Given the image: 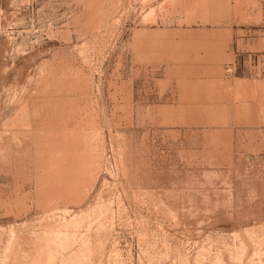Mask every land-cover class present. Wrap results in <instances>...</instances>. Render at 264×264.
<instances>
[{"label":"rangeland","instance_id":"rangeland-1","mask_svg":"<svg viewBox=\"0 0 264 264\" xmlns=\"http://www.w3.org/2000/svg\"><path fill=\"white\" fill-rule=\"evenodd\" d=\"M0 264H264V0H0Z\"/></svg>","mask_w":264,"mask_h":264},{"label":"bare ground","instance_id":"bare-ground-1","mask_svg":"<svg viewBox=\"0 0 264 264\" xmlns=\"http://www.w3.org/2000/svg\"><path fill=\"white\" fill-rule=\"evenodd\" d=\"M62 224H63V223H62ZM57 225H58V224H57ZM61 226H62V225H61ZM65 226H66V225H65ZM45 235H47V234H45ZM58 236H59V235H58ZM41 237H42V236H41ZM46 238H47V237H46ZM64 238H65V237H64ZM53 240H54V239H53ZM60 240H61V239H60ZM42 241H43V240H42ZM57 241H58V240H57ZM64 242H65V241H64ZM68 242H69V241H68ZM39 243H40V242H39ZM60 243H62V242H60ZM38 245H39V244H38ZM51 245H52V244H51ZM51 245H50V246H51ZM57 245H58V242H57ZM12 247H13V246H12ZM8 248H9V247H8ZM6 250H7V249H6ZM40 250H41V249H40ZM9 251H10V250H9ZM36 251H37V250H36ZM43 251H44V250H43ZM53 251H54V250H53ZM28 252H29V251H28ZM5 253H6V252H5ZM41 253H42V252H41ZM11 254H12V253H11ZM39 255H40V254H39ZM46 256H47V255H46ZM76 256H77V255H76ZM36 257H37V256H36ZM242 257H243V256H242ZM23 258H24V257H23ZM43 258H44V257H43ZM31 259H32V258H31ZM6 260H7V259H6ZM16 260H17V259H16ZM42 260H43V259H42ZM42 260H41V261H42ZM2 261H3V260H2ZM4 261H5V260H4ZM41 261H40V262H41ZM12 262H13V261H12Z\"/></svg>","mask_w":264,"mask_h":264}]
</instances>
